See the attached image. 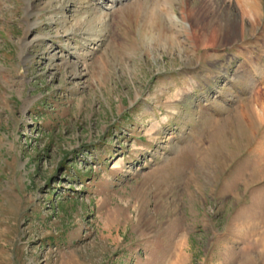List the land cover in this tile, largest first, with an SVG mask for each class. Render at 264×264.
I'll return each instance as SVG.
<instances>
[{
	"label": "rangeland",
	"instance_id": "1",
	"mask_svg": "<svg viewBox=\"0 0 264 264\" xmlns=\"http://www.w3.org/2000/svg\"><path fill=\"white\" fill-rule=\"evenodd\" d=\"M0 264H264V0H0Z\"/></svg>",
	"mask_w": 264,
	"mask_h": 264
}]
</instances>
